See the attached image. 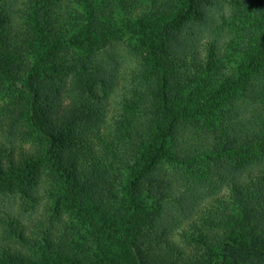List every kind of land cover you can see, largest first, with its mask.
Listing matches in <instances>:
<instances>
[{"label": "trees", "instance_id": "trees-1", "mask_svg": "<svg viewBox=\"0 0 264 264\" xmlns=\"http://www.w3.org/2000/svg\"><path fill=\"white\" fill-rule=\"evenodd\" d=\"M73 1L82 8V12L74 17L73 25L79 32L68 34L76 38V42L68 51L75 53L74 51L79 49L80 55H84L87 61L90 60V54L87 53L95 51L93 47L98 43L105 45L106 40L103 37L107 38V30L104 26H108V20L113 19L116 6L129 9L136 3L133 0H0V92L6 93L14 102V109H10L6 115L10 123L9 133L14 134V137L15 134H26L20 123L29 122L27 130L32 129L34 133L45 138L49 146L46 154H32L15 148L14 151L7 152L0 146V192L10 193L14 185V195L20 194L29 198L30 193H37V186L42 183V172L47 170L45 181L41 180L46 184L57 185V188L54 186L58 196L54 208L57 213L63 203L62 195L70 200H67L70 207L73 204L71 194L79 193L86 187L97 191L100 187L97 180L105 176L103 170L106 164L105 160L96 154L93 142L97 140L99 144L104 143L100 134L93 136L91 142L81 137V131L85 126L103 121L106 117V105L98 104L100 96L98 87L94 86L98 82L94 81H99L104 87L102 84L110 81L111 77H101V80H98L104 71L88 72L86 75L77 74L74 70L72 75L75 78L69 82L68 76L57 74L53 78L48 74L49 67L55 69L56 73H60L59 70L64 68L63 66L68 67V58H62L60 48L64 27L58 23V15H55L51 8ZM160 3L157 13L141 20L135 32L148 44V48H144V63L153 64V67L160 70L159 79L151 86V90L150 84H145L142 79H131L130 89L127 91L131 97L128 98L129 101L124 100L125 104L138 109L136 113L143 111L133 120L136 124L128 125L127 129L131 131L127 133L126 130L122 138V144H125L123 152L131 155L133 163H136L131 188L136 190V181L145 177L151 181L152 188L166 190L170 185L161 171V165L165 163H174L188 169L202 163L203 157H208L214 169L224 165L229 167L232 172H226L224 180L229 183V198L234 199L236 207L233 208L232 214H224L219 206L214 212L210 208L206 209L207 214L215 216L214 220L206 224L209 227L221 225L227 229V232H224L227 236L223 238V233L220 235L216 228L212 229V239L205 232L195 231L198 233V242L203 244L206 252L210 254L206 264H233L230 262V256L228 258L226 255L227 250L233 251L231 258L235 260L240 250L244 254L263 258L264 229L257 230L252 227L255 221L251 222V219L252 216L258 215L254 210V200L264 206V0L228 1L227 4L249 8L258 18L260 23L257 28L263 36L258 44L257 57L253 56L249 61H244L241 71L233 81L224 82L219 88L212 90L207 99L197 98L193 103H187L184 99L186 95L183 94L190 84H200L196 77H190L191 72L198 75V70L204 65L212 74L224 70L219 65L222 57V42L219 36L222 32L220 28L216 29L215 34L211 31L209 36L214 37L205 43L204 49L207 46L208 53L203 60L197 51L199 45L193 43L188 47L196 49L189 59L185 57L181 60L172 50L163 54L164 47L157 45L155 35L150 33L153 30H146V22L151 21V27L156 29L172 25L179 32L187 19L186 15L202 14L203 4L212 3L210 0H164ZM209 22L211 24L204 20L201 24L211 28L216 23L214 19ZM168 31L172 29L169 27ZM244 31L243 28L241 33ZM79 58L70 60L73 68L77 66L75 62L79 61ZM182 62L185 63V73L181 72ZM85 77L89 78L87 84L90 86L87 89L76 88V84ZM17 82L29 85L30 91L27 95L26 90L16 88ZM237 90L243 93L236 96ZM41 92H51L58 102L55 101L45 113L37 114L36 109L32 110L30 103L31 99L33 101V98H38ZM86 95L88 99L85 98ZM134 96L141 97L140 104L133 100ZM161 101L163 107L155 104H161ZM32 111L36 113L35 116L30 115ZM211 112L217 116L211 115ZM172 114L175 117L173 119ZM147 123L155 125L161 134H148L150 131L147 129ZM66 131L73 135L72 138L65 139L63 134ZM79 180L84 181L83 186H80ZM244 182L250 183L251 187H246ZM250 189L251 196L248 195ZM216 202L220 204L219 199ZM260 220L264 221V213ZM21 225V222L14 225L11 223L9 230L21 244H27L29 238L24 234L25 228ZM238 228L248 231L250 242L241 241V233L236 231ZM256 230L259 235L255 234ZM42 240L44 244V239ZM214 248L218 253H224L221 263L222 256L218 255L214 260L211 254ZM62 250H65L63 245L53 254L61 256ZM27 257L21 250L9 246L0 247V264H23L26 263ZM65 262L70 261L63 259L55 264ZM134 264H137L136 260ZM138 264L179 263L173 258L170 250L164 248L163 252L154 250Z\"/></svg>", "mask_w": 264, "mask_h": 264}, {"label": "rangeland", "instance_id": "rangeland-1", "mask_svg": "<svg viewBox=\"0 0 264 264\" xmlns=\"http://www.w3.org/2000/svg\"><path fill=\"white\" fill-rule=\"evenodd\" d=\"M134 1L136 3L129 9L120 5L116 6L113 19L108 20V26H104L107 30V38L103 37L106 40L105 45L101 46L102 43H98L93 47L95 51L87 53L90 54L89 61L84 55H80L79 49H76L75 53L68 51L76 42V38L69 35L79 32L73 25V20L79 12H82V8L74 1L67 5L60 3L59 6L51 8L53 13L58 15V23L64 27V38L60 48L62 58H68L66 63L68 67L63 66L64 68L59 70L60 73H56L55 69L49 67L48 74L53 78L57 74L68 76L69 82L75 78L72 75L74 70L77 74L86 75L88 72L104 71L98 80H101V77L107 79L111 77L110 81L107 80L105 84H102L104 87L99 84V81H94V83L98 82L94 84L96 88L98 87L100 96L98 104L106 105V117L103 121L85 126L81 131V137L89 141L93 136L100 134L104 143L99 144L97 140L93 142L96 154L105 160L103 170L105 176L96 179L101 189L91 191V187H86L74 194L77 197L71 194L73 204L70 207L67 201L69 199L62 195L63 203L59 207V213L54 209L58 197L54 186L57 188V185L44 182L47 170L42 172L40 178L42 183L37 186V193H30L29 198H24L20 194L14 195V185L10 193L0 192V247L9 246L23 251L25 256H28L26 263L23 264H55L63 259L70 261L65 264H134V260L138 264L154 250L163 252L164 248L170 250L179 264H206L210 254L206 252L204 245L198 242V233L195 231L205 232L212 239V229L216 228L220 235L223 233V238L227 236L224 233L227 229L221 225L209 227L206 224L215 217L207 214L206 209L210 208L214 212L220 207L224 214H232L233 208L236 207L234 199L229 198V183L224 180L226 172H232L229 167L224 165L214 169L208 157H203L202 163L188 169L174 163H165L161 165V171L170 185L166 190L152 188L151 181L146 180L145 177L136 181L138 183L136 190L131 188L130 183L134 180L132 174L136 163H133L131 155L123 152L125 144H122V138L126 130L127 133L131 131L127 129L128 125L136 124L133 120L140 111L136 113L138 109L132 108L133 105L125 104L124 100L131 97L127 93L131 79H142L145 84H150L151 90V86H154V82L160 75L157 67L144 63L146 60L144 48H148V44L135 32L138 23L146 19L148 15L157 13L160 2L163 3L164 0ZM228 1L210 0L212 4H203V13L197 16H190L188 12L189 15H186L187 19L179 32L172 25H164L163 28L156 29L151 27V21L146 22V30H153L150 33L155 35L157 45L164 47L162 53L172 50L181 60L185 57L189 59L190 54L194 53L196 47L189 48L190 43L199 45L197 51L203 60L208 53L207 46L206 49L204 48L205 43H208L211 38L209 34L211 31L215 34L216 29H221L222 35L219 39L222 42L220 48L222 57L219 65L224 70L212 74L204 65L198 70V75L196 72H191L190 77H196L200 84L188 83L190 85L183 93L186 95L184 99L187 103H193L197 98L207 99L212 90L219 88L224 82L230 83L235 79L244 61H249L253 56L257 57L258 44L263 36L257 28L260 23L258 18L250 12L249 8L227 4ZM217 3L219 5H216ZM213 19L216 23L211 28L209 25L204 27L201 24L204 20L210 23L209 21ZM169 27L172 31H168ZM243 28L245 31L242 34ZM168 46L170 47L167 49ZM78 57H80L79 61L75 62L77 66L73 68L70 60L78 59ZM183 63H181L182 66ZM184 69L183 66L181 72L185 73ZM186 80L185 78V83ZM88 81H90L88 77L83 78L76 84V88L87 89L90 86L87 84ZM26 84L17 82L16 88L26 90L27 95L30 89ZM241 93H243L241 90H237L236 96ZM85 98L88 99L87 95ZM133 100L140 104L141 97L134 96ZM144 100L147 102L146 98ZM55 101V95L51 92H41L38 98H33V101L31 99L30 105L32 110L36 109L37 114H41L49 110ZM155 104L160 107L162 101L161 104ZM150 107L152 108L151 105ZM10 109H14V102L6 93L0 92V146H3L7 152L14 151L15 148L32 154H46L49 146L45 138L34 133L32 129L27 130L30 126L29 122L20 123L26 134H15L16 137H14V134L9 133L10 123L6 115ZM34 114H36L34 111L30 113L31 116H35ZM210 114L215 115L214 112ZM173 118H175L174 114H172ZM138 126L137 129L140 130ZM147 129L150 131L148 134H161L151 123H147ZM63 136L65 139H70L73 135L66 131ZM176 181L179 183L177 184ZM79 182L80 186L84 185V181L79 180ZM244 183L246 187H251L250 183ZM251 194L250 189L248 195L251 196ZM218 199L220 204H216ZM260 205L254 200V210L258 215L252 216L251 222L255 221L253 225L256 226L252 225V227L257 230L264 229V221L260 220L264 213V206L260 207ZM16 222H21V227L25 228L24 234L29 238L27 244H21L15 236H12L9 224L14 225ZM236 231L241 233L239 236L242 242H250L246 229L238 228ZM215 244L214 241V246ZM62 245L65 247L61 253L62 257L57 253L54 255L53 252L57 249L59 251ZM213 250L211 254L214 260L215 257L218 258V255L222 256L221 263L224 253L222 255L217 249ZM228 251L226 255L228 258L230 256V262L233 264L235 261H237L236 264H264V257H257L254 254L250 256L240 250L235 260L231 258L233 251Z\"/></svg>", "mask_w": 264, "mask_h": 264}]
</instances>
